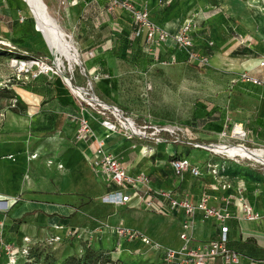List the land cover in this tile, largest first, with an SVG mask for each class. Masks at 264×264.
<instances>
[{"label":"crops","instance_id":"crops-1","mask_svg":"<svg viewBox=\"0 0 264 264\" xmlns=\"http://www.w3.org/2000/svg\"><path fill=\"white\" fill-rule=\"evenodd\" d=\"M73 1L70 6L72 26L69 31L76 50L85 56L83 68L87 79L94 85L93 96L107 105L117 107L138 125L150 120L151 122L148 121L150 124L163 126L169 123L168 114L163 109L165 107L168 111L170 102L166 95L159 98L158 94L169 92L167 85L174 84L178 98L175 106L179 109L177 121L184 134L188 136L177 143L175 138L172 141L167 140V134L163 133V142L159 144L137 137L127 139L121 132L112 133L104 129L101 123L105 117L99 110L88 106L80 107V102H77L74 96L71 95V99L75 108L60 105L53 86L52 105L65 110L83 109L82 116L88 120L91 127L93 136L78 146L81 153L85 158L94 157L97 141H101L104 153L117 159L129 175L142 173L147 176L151 194L154 191H164L176 199H188L192 202L198 201L203 195H208L211 197V206L227 208L237 214L239 195L237 189H240V196L244 202L262 218L254 222L244 220L229 222V245L240 254V264H264V173L245 165L223 162L218 157L211 158L209 152L198 147L228 143L229 141L224 140L221 134L227 132L233 124L240 125L246 131L247 139L253 144L264 145V87L240 81L242 74L264 80V67L258 66L259 62L264 60V18L259 12L245 16L224 13L209 4L201 8L196 6L194 10L192 0H135L133 4L136 7L145 4L151 21L171 34L185 23L190 13L197 12L198 8L202 11L211 10L213 7L217 9L214 13L211 10L203 16L198 14L195 30L191 33L195 49L208 58V75L200 77L197 82L198 77L195 73L198 69L194 68V82L191 83L186 76L187 66H190L185 62L186 56L181 51L176 52L172 42L165 43V51L167 57L175 55L173 65L169 64L167 59H156L154 55L145 52L140 54L138 50L141 51V47L142 52L144 51V39L133 37L135 26L128 15L119 9L109 10L107 0ZM21 2L0 0V19L4 27L2 29L7 33L12 30L13 40L15 39L13 34L18 35L20 30L25 31L24 27L27 25V20L20 23L17 19V13L22 9ZM209 43H212V46L209 47ZM156 49L157 47H152L150 52L155 54ZM169 67H177L178 75L151 76L153 72L159 70L165 74ZM146 83L152 85L154 92L148 93L150 89L144 87ZM155 99L157 103L154 102ZM187 100L191 101L188 111ZM153 105H160L163 109L161 108L159 113L149 112ZM65 144L66 148H73L67 146V142ZM193 150L199 153L193 154L191 152ZM5 152V155L11 154L10 151ZM20 154L21 150L18 149L16 155ZM11 156V159L1 156L0 160L15 161L14 156ZM172 157L187 158L193 166L199 168L201 175L192 177L186 172L181 178L175 177L170 165ZM53 161L62 165V162L58 163L57 157ZM204 163L224 164V171L219 173L217 181L202 167ZM71 169H66L69 174L65 173V185L54 179L57 169H53V189L51 184L44 180L40 183L36 193L41 192L43 196L53 195V210L38 209L28 214L24 206L18 213L19 219L22 221L26 219L21 231L23 228L25 230L32 226L40 228L48 224L93 231L91 239L86 243L115 257V263L124 262L122 255L125 254V259L129 257L139 259L140 264H163L159 253L139 242H124L120 250L115 251L113 238L109 233L100 230L104 223L139 231L165 248L178 250L182 247L179 235L182 232L183 216L180 213L173 216L170 213L156 214L160 217L146 215L144 218L148 211L135 197L121 206L103 204L100 198L110 189L102 183L95 186L97 190L92 197L94 199L75 205L76 194L72 192ZM24 175L21 173L19 177L23 179ZM222 183L229 185L230 188L222 190L220 188ZM11 192L19 197L26 195L21 184H18L17 188H12ZM120 218L127 224L118 223ZM218 232V226L214 221L203 220L197 215L194 218L193 240L190 247L194 248L213 239ZM249 240L258 249L250 250L253 258L248 255L251 246ZM75 247L77 248L76 245ZM259 256L263 259L257 260ZM208 264L224 263L220 259H215Z\"/></svg>","mask_w":264,"mask_h":264},{"label":"rangeland","instance_id":"rangeland-1","mask_svg":"<svg viewBox=\"0 0 264 264\" xmlns=\"http://www.w3.org/2000/svg\"><path fill=\"white\" fill-rule=\"evenodd\" d=\"M72 1L43 0L51 16L55 18L61 29L69 36L67 40L76 49L69 31L72 26V19L70 18ZM191 4L194 5V10L196 6L201 8L204 5L212 4L224 13L245 16L246 14L259 12L264 18L262 0H192ZM21 8L20 12L17 13V19L20 23H23L27 19H31V15L23 1L21 2ZM200 8H198L199 11L190 13V17L186 20L193 22L195 27L198 14L203 16L211 12V10L202 11ZM2 28L4 27L1 25L0 19V46L2 45L1 47L7 49V51L0 50V157L5 156V151H10L11 155L14 156L13 160H16H0V239L3 244L11 247L12 253L16 256L17 264H68L65 262L67 259L78 260L82 257L85 247L87 248V243L83 242L82 239L75 242L74 238L69 237L64 238L65 243L62 241L60 244H53V224L40 228L32 226L27 230L23 228L21 231V226L26 224L24 223L26 219H23V221L19 219L18 213L23 210L24 206L28 214L32 213V210L38 209L53 210V195L43 196L41 192L36 193V191H38V187L43 180L51 184L53 189V169H57V175L54 179L65 185V173L69 174L66 166L69 164L72 165L70 168H72L73 173L72 192L76 194L74 195L75 205L84 203L88 199H94L92 197L96 193L97 188L95 186L97 183L105 184V187H108L106 177L99 170L94 169L89 158H85L78 147L86 142L78 135L79 121L85 119L82 116L83 109L77 111L59 108L52 105L53 98H51V95H53L51 84L57 77L63 82L61 74L70 78L74 86L84 88L83 90L89 94H92L94 85L89 83L83 68L85 56L77 50L76 63L70 64L65 59L60 58V70L54 68V72L44 73L33 62L37 59L53 68L55 56L49 51L40 34L34 30V26L26 25L24 27L25 31L20 30V34H13L15 39L21 40L20 44L13 42L12 30L7 33ZM140 49L141 51L138 50V52L144 54V51L142 52L143 47ZM185 62L190 65L187 66L186 71L189 82H194V68L198 69L195 73L198 77L197 82H199L200 77L204 78L208 75L207 67H195V64L189 62L188 59ZM169 64L173 65L175 61L169 62ZM178 71L177 67H169L165 74L159 70L153 72L151 76L174 77L178 75ZM144 76L147 75L144 74ZM167 86L169 92L159 93L158 95L159 98L161 95H166V98H168L170 102L168 111L165 107L163 109L160 105H153L149 112L159 113L162 108L168 114L169 123L158 127H166L169 131L167 133L172 134V136L169 135L172 137L171 139L175 138L177 142L188 136L184 134V130L181 129L182 127L177 121L179 109L175 106V101L178 99L176 86L171 83ZM193 86L194 84H192ZM144 87L150 89L148 93L154 92V88L150 83H146ZM12 94L19 96L22 101L28 104L25 112L15 113L12 111L16 108L15 100L5 97V95ZM71 95L77 99V102L88 105L85 100H82L73 92H71ZM85 96L90 98V95ZM142 98L145 99V97ZM154 102L157 103V100L155 99ZM186 102L188 104L186 110L188 111L191 101L187 100ZM39 113H41V116H39ZM148 121L150 120H145L146 125L150 124ZM53 136H55L54 139ZM65 141L68 143L67 146H73V148H66ZM18 149L21 150L20 156L16 155ZM191 152L193 154L199 153L195 150ZM55 156L58 163L62 162V165L53 161V159H56ZM210 156L214 158V156ZM174 159V157L170 159V165ZM202 167L206 169V163ZM89 169L91 173H89ZM21 173L25 174L23 179L19 177ZM18 184H21L22 189L26 191V195L23 194L19 197L12 194L11 189L17 188ZM4 203H6V206L2 205ZM8 214H10L9 217ZM146 215L158 216L155 213L146 212L143 217L145 218ZM17 221L21 222L18 223ZM118 223L124 224L125 221L120 218ZM15 227L17 228L15 229ZM23 239L27 241L24 242ZM90 248L97 251L92 245H90ZM132 252L135 253L134 250ZM103 256L107 260L104 264H140L139 259L132 257L125 259V254L122 255V259L125 261L117 263L114 262L115 257L107 253ZM9 261L10 257L6 255L0 246V264H8Z\"/></svg>","mask_w":264,"mask_h":264},{"label":"built area","instance_id":"built-area-1","mask_svg":"<svg viewBox=\"0 0 264 264\" xmlns=\"http://www.w3.org/2000/svg\"><path fill=\"white\" fill-rule=\"evenodd\" d=\"M134 1L107 0L109 3L108 9H119L129 16L132 24L135 26L133 37L136 39H144L145 53L154 55L156 59H167L166 61L168 63L174 62L175 55L171 54V57H167L165 51V43L170 41L173 43L175 51L183 52L186 59L194 63L195 66L199 68L208 66L207 56L195 49V44L191 39V33L195 30V24L193 22L186 21L175 33H168L151 21L149 11L145 4L136 7L133 4ZM262 2L264 4V0ZM211 10L214 13L217 9L213 7ZM210 46H212V43H209ZM152 47H157L155 54L150 52ZM33 63L44 73L54 72L53 69L55 67H49L42 61L35 59ZM258 66L264 67V60L260 61ZM240 81L264 87V80H258L248 74H242ZM89 83L91 82L89 81ZM85 95H90V99H95V101L87 102V106L98 109L99 113L105 117L101 126L109 132H121L127 139L139 137L141 140H152L156 144L163 142L161 136L163 133L172 136V134L167 133L169 131L166 127H158L152 124L146 125L145 122L142 125H138L131 117L126 116L117 107L97 100L92 94L85 93ZM78 135L81 136L82 140H87V138L93 136L88 120L81 119L79 121ZM221 136L229 142L198 145V147L209 152L212 156L222 159L223 162L229 161L234 164L245 165L252 170L264 173V145L253 144V142L247 139L246 131L240 125L236 124L231 125L229 130L223 132ZM231 148L237 149L241 154H230L228 149ZM220 149L222 150L219 151ZM89 160L94 169L99 170L106 177L110 189L109 192L100 198L101 203L121 206L135 197L148 212L155 214L170 213L172 216L180 213L183 216L181 222L182 232L179 235L182 247L178 250L165 248L160 243L153 241L134 229L121 225L113 227L104 223L100 230L109 233L113 238L115 251H119L124 242H139L143 246L159 253L163 264H208L209 261L215 259H220L224 264H240V254L229 247L228 223L241 220L254 222L262 218L259 213L254 212L244 202L240 196V189H237L239 193L237 196V214L230 212L227 208L211 206V197L208 195H203L198 201L192 202L188 199H176L169 192L164 191H154L151 194L147 176L142 173L135 176L129 175L125 167L117 159L110 154L104 153L103 143L101 141H97V150L95 151L94 157H90ZM171 167L174 176L177 178H181L186 172L192 177H199L201 175L199 168L193 166L187 158L174 159L171 162ZM206 171L217 181L219 173L224 171V164L217 165L208 163L206 165ZM220 188L226 190L230 186L222 183ZM197 215L203 220L214 221L218 226L219 232L213 239L193 248L190 247V243L193 240V223ZM53 230L55 231L52 239L53 244H60L64 238L69 237L74 238L75 242H78L80 239L86 242L88 239H91L94 233L93 231L80 227L68 228L60 224L53 225ZM23 241L26 242L27 240L23 239ZM0 246L6 255L10 257L8 264H17L16 256L12 253L11 247L3 244L1 239Z\"/></svg>","mask_w":264,"mask_h":264},{"label":"bare ground","instance_id":"bare-ground-1","mask_svg":"<svg viewBox=\"0 0 264 264\" xmlns=\"http://www.w3.org/2000/svg\"><path fill=\"white\" fill-rule=\"evenodd\" d=\"M26 8L31 15L34 17L36 21V25H34V30L40 34L49 51L55 56L54 67L60 70L61 68V59H65L68 63H76L77 62V52L76 49L72 46V44L67 40L69 36H67L63 30L60 28L55 18L51 16L49 13L45 3L43 0H24ZM63 63V62H62ZM69 64V65H70ZM30 65V64H29ZM62 71V70H61ZM57 72V71H56ZM64 79H66L69 84L72 92L79 96L82 100L86 102L95 101L94 98L90 99L85 96V92L82 88L74 86L70 78L61 74ZM24 95V93H23ZM220 149L219 151H221ZM230 154H241L237 149H228ZM6 159H11L12 156L10 153L4 156Z\"/></svg>","mask_w":264,"mask_h":264},{"label":"trees","instance_id":"trees-1","mask_svg":"<svg viewBox=\"0 0 264 264\" xmlns=\"http://www.w3.org/2000/svg\"><path fill=\"white\" fill-rule=\"evenodd\" d=\"M210 5H212V4H210ZM212 6H214V5H212ZM27 25L34 26V22H33L32 18L31 19H27ZM20 41H21L20 39H14L13 42L17 43V44H20ZM1 46H0V50L7 51L6 48L1 47ZM51 86H52V88L54 86L55 97L58 99L60 105H62V106H72V107L75 108V105H74V103L72 102V99H71V92L67 88V86H65L63 84V82L61 81L60 78H58V77L55 78L54 81L52 82ZM5 97L15 100L16 108L12 109L13 112H15V113H18L19 111L20 112H25L27 110L28 105L24 101H22L19 96H16V95L12 94V95H5ZM80 106L81 107H87L85 105V103H83V102H80ZM171 138L172 137L167 135L166 139L169 140V141H172L173 139H171ZM70 166H72V165L71 164L67 165V168H70ZM248 243H250L249 245H251L250 248H249L248 255L250 257H252V254L250 253V250L256 251L258 249L255 247V245L253 244L252 241L249 240ZM86 246H87V248L85 247L84 253H83V255H82V257L80 259L77 260V259L70 258V259H67L65 262L68 263V264H104L105 262H107L106 258L103 256L104 254H106L104 251H102V250H97V251L93 250V249L90 248V246L88 244ZM229 247H230V245H229ZM247 251H248V249H247ZM261 259H263L262 256H259L257 258V260H261Z\"/></svg>","mask_w":264,"mask_h":264},{"label":"water","instance_id":"water-1","mask_svg":"<svg viewBox=\"0 0 264 264\" xmlns=\"http://www.w3.org/2000/svg\"><path fill=\"white\" fill-rule=\"evenodd\" d=\"M22 1H24V0H22ZM40 1H41V0H40ZM31 18H32L33 21H34V25H36V21H35L34 17H31ZM61 78H62V80H63L65 86H67V88L72 92V90H71L69 84L67 83L66 79H64L62 76H61ZM3 205L6 206V203H4Z\"/></svg>","mask_w":264,"mask_h":264}]
</instances>
